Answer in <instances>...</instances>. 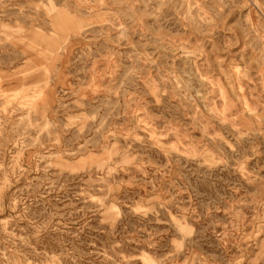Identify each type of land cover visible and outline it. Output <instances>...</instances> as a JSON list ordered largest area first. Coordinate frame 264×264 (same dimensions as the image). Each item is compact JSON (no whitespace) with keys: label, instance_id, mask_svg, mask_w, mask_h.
Wrapping results in <instances>:
<instances>
[{"label":"rangeland","instance_id":"374dc122","mask_svg":"<svg viewBox=\"0 0 264 264\" xmlns=\"http://www.w3.org/2000/svg\"><path fill=\"white\" fill-rule=\"evenodd\" d=\"M0 264H264V0H0Z\"/></svg>","mask_w":264,"mask_h":264}]
</instances>
